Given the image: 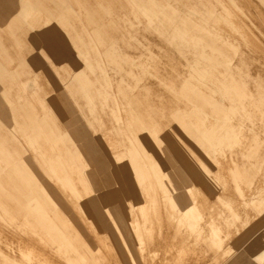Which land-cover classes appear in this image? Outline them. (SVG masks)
I'll use <instances>...</instances> for the list:
<instances>
[{"label":"crops","instance_id":"0c3cea01","mask_svg":"<svg viewBox=\"0 0 264 264\" xmlns=\"http://www.w3.org/2000/svg\"><path fill=\"white\" fill-rule=\"evenodd\" d=\"M120 1L0 4V217H5L6 189L12 181L18 186L26 148L43 146L58 131L68 140V148L77 147L79 170L82 160L93 169L95 179L108 169L115 187L125 188L128 199L116 201L131 204L122 219L140 222L155 203L184 204L186 210L179 215L174 209L179 234L185 219L189 239L199 247L214 248V253L229 252L248 240L231 264H264V155L259 154L264 147V84L247 71L252 65L243 54L238 53V69L231 67L232 59L210 52H186L187 63L176 46L162 38L151 42L153 31L146 23L133 28L134 11L157 8L160 13L166 11L165 5ZM79 6L90 18L79 15ZM6 11L12 13L3 18ZM156 51L174 69L162 66L152 72L163 76L166 88L173 79L172 89L150 83ZM35 58L40 71L31 65L37 64ZM214 65L220 66L216 74ZM183 69H189L188 87L182 82ZM194 70L201 77L195 78V85ZM163 90L168 91L171 109L165 121L149 110L151 105L163 107L158 99ZM186 91L188 101L182 97ZM172 111L180 113V121L171 119ZM108 141L115 142L109 154ZM65 149L63 142L62 158L70 164L76 152ZM225 162L232 169L219 179ZM213 164L220 168L212 170ZM157 187L161 199H149ZM199 189L207 202L222 205L217 218L221 227L199 209ZM104 202L110 205L111 200ZM253 218L254 223L243 226L242 221L250 223ZM255 230L260 231L247 239ZM203 232L206 238L199 241Z\"/></svg>","mask_w":264,"mask_h":264},{"label":"rangeland","instance_id":"374dc122","mask_svg":"<svg viewBox=\"0 0 264 264\" xmlns=\"http://www.w3.org/2000/svg\"><path fill=\"white\" fill-rule=\"evenodd\" d=\"M0 1V4L11 5L18 0ZM151 1L134 0V3L163 4L165 6L162 9L166 11L158 13L157 8H150L151 11L133 13L135 22L133 28L136 30L146 23L145 27L148 26L153 31L152 39L149 35L151 42L157 43L158 38L164 39L170 46H176L175 49L178 54L181 53L185 61H188L187 51L216 53L218 57L232 59L231 67L234 69H238L236 64L241 61L238 60V53L246 55L252 65L247 71L253 78H258L260 84H264V6L261 5L260 0ZM78 12L82 18H90L85 7L79 6ZM11 13L6 11L2 13V17L7 18ZM177 45L180 47L178 48ZM231 46L234 50H231ZM15 53L10 51L12 56H15ZM153 57L154 61L150 66V83L159 82L161 89H172L173 79L168 80L169 88H166L161 83V80H164L163 76L156 77L152 69L163 66L164 69L173 71V64L162 59L157 51ZM36 63H31L34 65L33 70L40 71L41 65L37 60ZM213 69L216 74L220 66L214 65ZM188 70H182V82L187 87L191 84ZM193 72L192 84L195 85V78L201 79V77L195 70ZM217 77L215 75L214 79ZM45 83L43 79L41 85L45 86ZM32 87L30 85V88ZM167 92L163 90L158 96V99L163 101L162 108L158 109L150 104V113L159 117L161 121L166 120V111L171 110L167 107L169 103ZM182 97L187 98L188 101L189 92H183ZM171 115L172 120L180 121V118H177L180 113L175 114L172 111ZM110 127L111 124L108 125L107 130ZM155 127L153 124V128ZM63 135L62 132H54L53 140L45 141L43 146L39 145L35 147L36 149L26 148L27 154L21 161L20 180L16 182L18 186L14 187L12 181L11 187L6 189L5 217H0V264H31L23 258L22 251L30 252L31 255L42 248H52L53 245L58 248L48 257L47 264L49 262L53 264L54 261V264H195L197 262L231 264L233 255L242 251L248 240L240 241V244L230 248L229 252L214 253V248L199 247L189 239L188 231L185 230L189 223L185 219H183L184 229L179 234L176 230L178 221L174 209L179 215L186 210L184 204L155 203L150 206L147 217L140 222L122 219V216L129 215L131 206L116 202L128 199L125 197V188L115 187L116 180L111 181L108 169L103 170L101 178L95 179L93 169L82 160L79 170L77 147L68 148V140L63 139ZM63 142L66 143V152L68 149L76 152L75 160L70 164L62 158ZM111 143L115 142L108 141L106 144L108 154ZM148 151L153 158V152L150 149ZM33 152L38 154L35 155ZM259 154L264 155V147L260 149ZM218 156L221 157L222 154ZM219 168V165L213 164L212 170ZM229 169H232L231 163H223L221 174L217 178H223ZM152 190L153 195L149 199L160 200L162 195L160 189L157 187ZM106 198L111 200L110 205L104 202ZM198 199L199 209L205 216L208 214L209 217H213L217 226L221 227V220L217 218L221 217L222 205L215 201L207 202L202 189L198 191ZM235 207H238L237 204ZM236 208L235 210L238 211ZM46 216L49 217L48 220H45ZM245 218L246 221L249 220L248 213ZM256 219L253 218L250 223L242 221V224L248 227ZM19 222L21 223L16 228ZM259 231H253L247 239ZM205 238V232L198 236L199 241ZM174 244L177 249L188 245L181 251L191 252L187 257H181L180 249H175ZM161 259L165 260L161 261Z\"/></svg>","mask_w":264,"mask_h":264},{"label":"bare ground","instance_id":"6f19581e","mask_svg":"<svg viewBox=\"0 0 264 264\" xmlns=\"http://www.w3.org/2000/svg\"><path fill=\"white\" fill-rule=\"evenodd\" d=\"M1 2V1H0ZM242 9V8H241ZM245 11V10H244ZM257 16V15H256ZM253 20V19H252ZM263 31V30H262ZM264 32V31H263ZM169 45V44H168ZM130 47V46H129ZM260 48V47H259ZM223 49V48H222ZM187 52H189V51H187ZM196 52V51H195ZM194 52V53H195ZM191 53V52H190ZM128 54V53H127ZM191 55V54H190ZM199 55V54H198ZM205 55V54H204ZM202 57H204V56H202ZM162 59H164V58H162ZM161 59V60H162ZM193 60V59H192ZM190 61V60H189ZM192 62V61H191ZM186 63V62H185ZM187 63H188V61H187ZM189 65V64H188ZM205 68V67H204ZM114 75V74H113ZM113 87V86H112ZM116 97V96H115ZM117 99V98H116ZM124 109V108H123ZM111 119V118H110ZM112 123V122H111ZM110 136V135H109ZM113 137V136H112ZM108 139V138H107ZM109 139H111V137L109 138ZM108 146V145H107ZM227 174V173H226ZM229 189V188H228ZM231 189V188H230ZM194 194V193H193ZM82 213V212H81ZM164 214V213H163ZM211 214V213H210ZM208 221V220H207ZM156 224V223H155ZM88 225V224H87ZM169 225V224H168ZM159 227V226H158ZM173 229V228H172ZM54 233H55V230H54ZM56 234V233H55ZM57 235V234H56ZM60 235V234H59ZM60 236H62V235H60ZM65 236V235H64ZM172 236V235H171ZM59 237V236H58ZM170 237V236H169ZM8 238V237H7ZM181 238V237H180ZM177 239V238H176ZM183 239V238H182ZM30 240V239H29ZM167 240V239H166ZM188 240V239H187ZM21 241V240H20ZM46 241V240H45ZM101 241H104V240H101ZM181 241V240H180ZM105 243V242H104ZM176 243V242H175ZM178 243V242H177ZM181 243V242H180ZM26 244V243H25ZM155 244V243H154ZM153 244V245H154ZM163 244V243H162ZM66 245V244H65ZM166 245V244H165ZM169 245V244H168ZM175 245V244H174ZM181 245V244H180ZM184 245H186V243H184ZM47 246V245H46ZM67 246V245H66ZM164 246V245H163ZM182 246V245H181ZM188 246V245H187ZM187 246H185V247H187ZM45 247V246H44ZM68 247V246H67ZM174 247H176L175 249H177V246L175 245ZM185 247H181V248H179V249H177V250H179V252L182 250V248L184 249ZM23 248V247H22ZM56 248H58L57 246H52V248L50 247V248H42V249H40L38 252L36 251V249H35V251L37 252V253H33V254H29V253H27V252H25V251H22V256H23V258L25 259H27L28 260V262H30L31 264H47V260H48V257H50V255H52L53 254V251H55L56 250ZM189 248V247H188ZM187 248V249H188ZM60 249H61V247H60ZM73 249V248H72ZM171 249H172V247H171ZM171 249H169V250H171ZM74 250H76V249H74ZM177 250H175L176 252H178ZM79 251V250H78ZM183 251V250H182ZM181 251V253H182V255H181V257H187V255H188V253L189 252H191L190 250L187 252V253H185V251L184 252H182ZM167 252H168V250H167ZM202 252V251H201ZM68 253V252H67ZM79 253V252H78ZM185 253V254H184ZM81 254H82V252H81ZM195 254V253H194ZM19 255V254H18ZM78 255V254H77ZM39 256L41 257V258H39ZM171 256V255H170ZM173 256V255H172ZM177 258H178V256H176ZM110 258V257H109ZM171 258V257H170ZM194 258V257H193ZM206 259V258H205ZM110 260V259H109ZM162 260H165V259H161V261ZM196 260V259H195ZM210 260V259H209ZM59 261V260H58ZM57 261V262H58ZM53 262V261H52ZM193 262V261H192ZM50 263V262H49ZM48 263V264H49ZM55 263V261L53 262V264ZM173 263V262H172ZM180 263H182V262H180ZM190 263V262H189ZM198 263V262H197ZM165 264V263H164Z\"/></svg>","mask_w":264,"mask_h":264}]
</instances>
